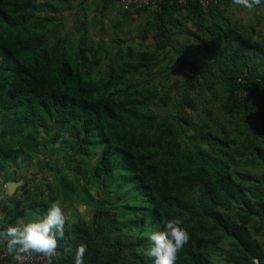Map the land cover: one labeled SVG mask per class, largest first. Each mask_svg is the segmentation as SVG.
<instances>
[{
  "label": "trees",
  "instance_id": "16d2710c",
  "mask_svg": "<svg viewBox=\"0 0 264 264\" xmlns=\"http://www.w3.org/2000/svg\"><path fill=\"white\" fill-rule=\"evenodd\" d=\"M88 1L0 0V175L39 160L56 177L5 196L0 232L75 196L90 219L69 213L53 264H74L82 243L84 264H154L149 236L171 218L190 234L177 264H264L259 22L235 20L232 0H163L138 43L106 45ZM71 11L76 29L62 34L57 16ZM6 252L0 264H15Z\"/></svg>",
  "mask_w": 264,
  "mask_h": 264
},
{
  "label": "clouds",
  "instance_id": "9594fccd",
  "mask_svg": "<svg viewBox=\"0 0 264 264\" xmlns=\"http://www.w3.org/2000/svg\"><path fill=\"white\" fill-rule=\"evenodd\" d=\"M232 3L254 11L256 7L264 4V0H232ZM66 219L64 208L57 200L51 204L44 218L10 225L0 232V240L7 242V250L16 260L33 254H41L51 259L57 254L59 241L64 239ZM182 225L180 218H171L166 222L163 231L150 234V244L145 255L154 258V264H177L179 253L190 240L189 232ZM86 252L87 245L80 244L75 250L74 264H84ZM252 264H257L255 258Z\"/></svg>",
  "mask_w": 264,
  "mask_h": 264
},
{
  "label": "rangeland",
  "instance_id": "374dc122",
  "mask_svg": "<svg viewBox=\"0 0 264 264\" xmlns=\"http://www.w3.org/2000/svg\"><path fill=\"white\" fill-rule=\"evenodd\" d=\"M102 1L103 0H89L87 2L88 4L84 5V7L86 8V14L88 17L89 24H93V20L94 22H100H98V24L99 27L102 28L103 32L99 34V38L102 39L103 43L106 45L111 43L112 40L117 38L116 34L128 44L138 43L135 38L138 36L139 32L142 31V27L140 25L141 20H138V22L129 20L123 21V17H128V19H130L131 16H128L125 13H123V15L121 11H118V9L114 6L111 7V12H109L106 16L97 19V11L99 10ZM228 13H232L233 18L237 20L240 24L245 26L249 25L250 23H253V19L255 20V22L259 21V24L255 27V33L257 35V38L264 39V9L259 10L258 12H254L249 11L244 7L240 9L239 6L233 4V6H231V8L228 10ZM134 15L135 17L136 15L138 16V14ZM57 17L60 19H64V17H66V20H63L64 24L61 28L62 34L66 32L74 34V31L76 29V17L73 15V11L64 12L62 15H58ZM153 42L154 40L152 39L150 34V38L145 40V45H151ZM199 47L202 50V54H205L206 51L202 49V45H200ZM206 56L210 58L209 54L207 53ZM173 75V78L181 76L180 79H182L185 73L184 71H176L173 73ZM18 165L19 166H15V168H13L12 166L10 169H6V175L3 173L0 175V206L2 204H6L7 201L5 199V196H8L6 195L5 187L3 186L4 182L2 180H4V178H12V175H15L16 180L14 181L21 180L22 185L26 183V185H28V187L26 188L27 191H32L37 186H39V188H43L42 190H44L45 184L43 186V183H41V181L47 184L56 183V177L54 173L42 166L39 160H34L32 165L27 167H24L21 163H18ZM23 167L26 168V170ZM14 171L16 172L15 174ZM21 186L17 187L12 195L19 196L20 191L18 190ZM92 191L96 190L93 189ZM92 191L90 193H93ZM74 197L72 199V203L67 202L66 205L64 204L65 206L62 205L66 217L68 218L69 213H71L74 216L79 217L80 219H84L86 222H88L90 219L89 216L91 214L90 210L87 208L86 205L79 204V202ZM58 200L62 203L64 198L60 197ZM17 222L27 223V221L24 220H18ZM0 250L3 252L8 251L6 241L0 240Z\"/></svg>",
  "mask_w": 264,
  "mask_h": 264
},
{
  "label": "built area",
  "instance_id": "2783aa9c",
  "mask_svg": "<svg viewBox=\"0 0 264 264\" xmlns=\"http://www.w3.org/2000/svg\"><path fill=\"white\" fill-rule=\"evenodd\" d=\"M163 0H119L118 6L119 10L122 13L127 14H135L142 10H149L151 12H157L160 10V5ZM195 2L202 9H206L207 7L219 3L221 0H176V2L180 5H186L187 2ZM243 97L244 93H241ZM251 101V97H245ZM7 252L4 251L0 255V258H5ZM59 255L57 250V254L51 257V259L43 256V255H31V256H22L21 259L16 260L15 264H53V260Z\"/></svg>",
  "mask_w": 264,
  "mask_h": 264
},
{
  "label": "crops",
  "instance_id": "0c3cea01",
  "mask_svg": "<svg viewBox=\"0 0 264 264\" xmlns=\"http://www.w3.org/2000/svg\"><path fill=\"white\" fill-rule=\"evenodd\" d=\"M91 1H95V0H91ZM241 7H243V6H241ZM262 9H264V7L259 6V7L255 8L254 12H258L259 10H262ZM151 15H152V13L146 10V11H142L141 13H139L138 16L136 15V17H135V15H132L130 17V19H128V17H123V20L124 21L125 20H129V21H134V22H138V20H141L140 21V25H141V27H143L144 25H146V23H149L150 22ZM252 22L254 23L255 20L253 19Z\"/></svg>",
  "mask_w": 264,
  "mask_h": 264
},
{
  "label": "water",
  "instance_id": "95a60500",
  "mask_svg": "<svg viewBox=\"0 0 264 264\" xmlns=\"http://www.w3.org/2000/svg\"><path fill=\"white\" fill-rule=\"evenodd\" d=\"M22 185V181H9L5 183V192L8 196H12L15 189Z\"/></svg>",
  "mask_w": 264,
  "mask_h": 264
}]
</instances>
